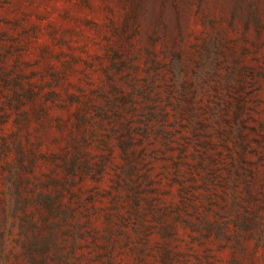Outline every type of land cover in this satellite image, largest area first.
<instances>
[{"label":"rangeland","instance_id":"374dc122","mask_svg":"<svg viewBox=\"0 0 264 264\" xmlns=\"http://www.w3.org/2000/svg\"><path fill=\"white\" fill-rule=\"evenodd\" d=\"M0 264H264V0H0Z\"/></svg>","mask_w":264,"mask_h":264}]
</instances>
